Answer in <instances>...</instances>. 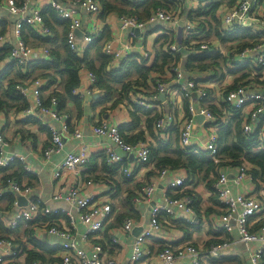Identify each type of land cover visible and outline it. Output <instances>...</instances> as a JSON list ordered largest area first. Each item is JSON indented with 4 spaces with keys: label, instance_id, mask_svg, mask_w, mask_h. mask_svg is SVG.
Instances as JSON below:
<instances>
[{
    "label": "built area",
    "instance_id": "built-area-1",
    "mask_svg": "<svg viewBox=\"0 0 264 264\" xmlns=\"http://www.w3.org/2000/svg\"><path fill=\"white\" fill-rule=\"evenodd\" d=\"M126 1L136 6L137 3L143 0ZM189 1H191L189 4L191 10L188 8L186 17L182 19V8ZM213 1L219 3L218 13L220 15L218 26L220 40L216 46L212 44V41L204 38L211 31V26L205 16L198 14L200 9L205 8ZM44 5H51L62 19L68 21L67 44L73 52L80 56L83 55L89 45L100 39L104 30L105 23H102V25H85L83 23V13L80 10L86 11L89 16L100 15L102 5L98 0H50L46 4H42L40 0H0V21L3 19L2 10L8 11L15 18L11 29L0 36V43L1 46L6 42L10 43L11 49L8 59L16 62L23 69H26L31 62L50 59V47L31 46L23 37L26 25L33 26L35 31L45 38L51 37L52 34L44 23L42 13ZM118 20L121 29L129 27L146 28L155 22H163L160 28L152 33L155 37L154 43H156L155 40L159 36L164 34L176 39L178 37V27L181 25L182 41L169 42L163 45L164 50L174 55L180 53L181 48L187 49V47L196 45H198V49H196L198 53L210 47L215 48V52L223 54L222 40L229 42L230 45H235V42L231 40V35L238 30H248L252 34H258L260 41L255 44L253 42L251 43L253 45L240 50L232 49L223 55L232 69H239L243 65H248V68L255 71V75L258 76V74L264 73V0H165L164 5L154 9L146 20L140 19L133 13L120 14ZM79 32L81 33L80 37ZM132 46L131 41H122L120 45L116 46L114 41L109 40L104 42L103 48L107 55L113 57L114 65L118 66L131 54ZM234 53H237V55ZM141 54L144 57L150 56L146 50H141ZM8 62L6 61V63ZM2 69L3 66L0 67V71ZM84 70L87 71V79L81 76ZM214 72L210 71L206 74L211 76ZM176 74L178 81H180L183 77L182 71L177 69ZM97 81V75L93 71L83 68L80 71V84L74 89V93L81 97H94V100H97L101 96ZM244 81L233 89H229L228 86L223 87L221 89L223 99L228 104V113L230 112L232 117L240 115L243 119L244 133H255L258 135L260 142L264 143V89L258 86L259 83L252 82L248 84ZM41 86L42 80L40 79L17 85L20 93L27 97L29 101L28 108L22 114L23 119H41L46 116L57 119L60 117V112L54 107L58 104V98L53 96L51 98L52 104L46 105L41 97ZM179 87L183 96L191 100L189 105L190 115L185 117L181 123H177L173 112L166 117L161 115L156 120V126L158 129L166 131V135L170 129L178 127L179 145L182 150L188 153L204 150L215 158L219 150L220 119L218 118L220 116L215 114L208 106L204 104L197 105L193 101L194 98L200 100V102L208 100L214 92L212 93L207 86L203 85L194 76L180 83ZM155 88L158 93L170 91L164 81H158ZM140 103L148 107L145 101ZM198 115L205 116L206 125L202 130V134H198L193 126ZM221 122L226 123L225 120H221ZM47 126L50 139L49 144L44 148L46 157H51L52 154L61 152L64 149L65 135H73V138L76 139H82L83 137L81 129L76 127L72 130L66 119L60 127L53 125L51 122H47ZM3 128L0 123V172L8 170L16 162L24 163L25 170H31V167L26 163L25 155L9 151L10 140L5 136ZM92 131L95 136L109 139L118 147L119 150H114L109 145L105 147V153L108 162L112 165H119V169L125 177L134 179L137 176L133 165L122 163L125 156L126 158L134 156L140 165L150 162L151 144L149 141L127 142L121 134L120 126L109 123L107 120H101L93 127ZM76 148V150L65 152L58 170L54 172L56 178L74 174L78 179L76 182L62 186L54 195V199H64L70 205L69 209L50 207L41 203L32 195V185L8 176L5 187L16 195L14 205L18 207L17 211L8 219V226L10 229H15L20 221H25L33 224L34 236L37 239L42 238L44 233L61 236L63 242L61 243L62 253L60 256L61 263L59 264H119L114 256L106 252L103 244L94 240L104 228L105 223L111 218L113 207L109 200L96 202V193L87 190L88 186L97 183L92 178L82 179L83 174L87 171L93 152L85 143L78 145ZM248 165V161H243L240 164L236 182L240 183L242 179L249 177L259 184L260 179H256L254 173L250 172ZM172 170L166 166L157 171L155 179L142 187L140 196L136 198V201L142 200L143 197L146 201H149L159 184V180L165 178ZM186 178V171L182 175L173 178L170 186L174 194L178 195H168L165 205H155L151 208L150 226L138 235L134 244L131 257L133 264L140 261L146 253L147 240L164 237L161 234L166 229V225H163L161 221L162 216L176 213L178 215H190L195 212L193 197L180 194L184 190ZM215 189L220 203L227 212L225 217L227 222L224 226L227 230H231L230 220L235 218L240 240L250 248L251 264H263L264 225L256 229H253V226L258 216H264V200L255 193L234 195L229 187L228 176L225 173H220L215 183ZM19 196L27 198L26 205L19 204ZM239 207H241V210ZM55 216L56 218H54ZM62 216L67 217L69 227H64L60 223ZM44 217L48 219L45 220ZM78 223L85 226V232L80 235L79 239L73 232L76 230ZM135 224L136 221L133 217H126L121 229L126 233H130ZM78 240L88 246L79 244ZM118 242L119 239L113 236L112 245H116ZM229 246L230 243L228 242L216 243L209 249L208 256L218 257ZM23 253V247L19 243L13 242L12 238H0V264H8L13 258ZM185 258H189V264H203L204 262L199 250L191 242L182 247H175L167 241L157 253L159 264H178L179 260ZM32 264L44 263L41 260H35Z\"/></svg>",
    "mask_w": 264,
    "mask_h": 264
},
{
    "label": "crops",
    "instance_id": "crops-1",
    "mask_svg": "<svg viewBox=\"0 0 264 264\" xmlns=\"http://www.w3.org/2000/svg\"><path fill=\"white\" fill-rule=\"evenodd\" d=\"M49 1L50 0H40L42 4H46ZM98 1L101 3L100 0ZM190 3L191 1L187 2L186 6L182 8V19L186 17L188 8L191 10ZM114 4L122 10H124V8L130 10V5L124 2V0L114 1ZM80 10L83 13V23L85 25H102V23H105L102 33L103 36L99 42L103 51L105 41H114L116 46L120 45L122 41H131L133 44L131 49L133 53L138 52L141 54V50H146L150 54L149 57L152 58L156 45H161V42L154 43L155 37L151 33H155L163 22H155L141 31H136L133 27L121 29L118 20L120 12L117 13L118 11L105 15L101 12L98 16H89L86 11ZM216 12L220 22L218 7ZM1 14L3 15L2 20H6L8 24L7 30L11 29L15 18L6 10H2ZM180 26L181 25L178 27V37L174 39V41L177 42L182 41V28ZM57 28L60 34L62 28ZM212 35H214L213 38H211L214 39L212 44L216 46L220 40V36L216 33ZM80 36L81 33L79 32V37ZM55 38V42L51 43L42 41L31 34H27V40L31 46H47L60 49V40L58 37ZM223 43L224 42L221 44ZM227 43L230 45L229 42ZM235 45H230L231 47L227 50L231 51V48H234ZM197 47L198 45L185 49L189 51L190 54H196L198 53L196 52ZM207 51H212V49ZM228 51L225 52L223 48L222 53L225 55ZM92 53H95L94 50ZM133 53L129 54V56ZM179 54H181L182 57L179 58L176 66L172 69L164 68L163 73L159 77L157 76V72L152 70L150 72L152 78L145 81L134 73L129 79L138 81V84H133L126 92L125 97L122 98L123 100L115 107L112 106V101L98 104L96 100H94V97L79 96L82 102L81 111L77 109L72 100H68L65 109L62 110L58 99V104L54 106L60 112V117L57 119H52L48 116L41 119H23L22 114L24 110H17L16 107H9L8 111L5 112L0 109V123L4 127L3 132L5 136L10 140L9 151L25 155L26 163L31 167V170L27 171L24 170V163L16 162L8 170L0 172V194L3 191L0 195V238H12L13 242L19 243L24 249L23 254L13 258L8 264H28L26 257L29 252H38L43 255L44 259L41 261L44 264H59L61 263V243L63 239L57 234L49 233H44L42 238L37 239L33 236L32 224L25 221H20L17 228L10 229L8 226V219L17 211L18 207L14 205L16 195L9 188L5 187V176L14 173V178H17L20 182L32 185V195L38 201L50 207L68 210L70 205L67 204L64 199H54V195L62 186L71 182H76L78 179L74 174L56 178L54 177V172L58 170L60 162L65 156V152L76 150L78 145L84 143L92 150L93 154L87 171L83 174V177H81L84 180L92 178L97 182L87 187L88 191L96 193V202L109 200L113 207L111 218L105 223L104 228L98 233L94 240L103 244L106 252L114 256L119 264H133L131 262V257L134 244L138 235L150 226L151 208L155 205L166 204L168 195L174 194L170 186L173 178L182 175L185 171L180 168L173 169L165 178L159 180V184L149 201H146L145 197L140 201H136V198L140 196L142 187L155 179L159 166L155 161L140 165L134 156H128L127 158L125 156L122 163L133 165L137 173L136 178L132 180L125 177L119 169V165H112L108 162L105 153V147L109 145L112 146L114 150H119L118 147L109 139L95 136L92 131L93 127L101 120H107L109 123L119 126L123 123H131L133 118L131 113L135 111V104L147 110L155 109L164 117L173 112L177 123H181L185 117L190 115L189 105L191 100L183 96L180 92L179 84L192 76L197 78L203 85L207 86L212 93L214 92L208 100L200 102V100L194 98V103L208 106L215 114L220 116L218 119L226 121V125L231 121L232 116L230 112L228 113V105L224 103L225 100L223 99V92L221 90L223 87L234 85L238 77L244 76V73H249L244 80L255 79L256 83H259L258 86L264 89V73L258 74L257 76L252 68H248V65L241 66L239 72L233 73L231 72L232 68L227 64L223 54L221 57H218L220 68L211 76L206 74L210 72V70H193L187 72L184 68V63L190 54ZM219 54H221V52ZM234 54L237 55V53ZM177 69L183 73V77L180 81L177 79ZM86 72L87 71L84 70L81 73L84 79H87ZM154 78L155 81L166 82L170 91L158 93L155 88L156 84H154ZM37 79L42 80L40 92L43 102L46 105H51L53 93L63 88L61 80L60 83L58 81L51 85H49L48 78L41 77L29 78L26 82L31 83ZM244 80L239 81L238 85ZM122 92L125 93V91ZM161 94H164L165 98H161ZM186 99L189 100L188 108L185 106ZM141 101H145L148 107L142 105L140 103ZM156 111H153V113H156ZM137 115L140 116L141 122L131 130L126 128V134H130V136L138 135L140 136L138 140L149 141L151 146L154 147H163L164 150L161 152V156H173V152L175 149H178L179 146L178 127L170 129L166 135V131L158 129L155 122L154 125H152L153 134L148 128L147 118L149 116L143 112V109L137 111ZM198 116L195 118L193 126L198 134H202V130L206 125L205 116L200 119H198ZM65 119L72 130L76 127L81 129L83 134L82 139L73 138V135H65L64 149L61 152L52 154L51 157H46L44 148L49 144L50 139L47 122H51L53 125L60 127ZM168 144L169 146L165 147ZM17 163L18 165H16ZM239 166L240 165L232 163L221 165L218 168L216 181L220 173H225L228 176L229 187L234 195H238L239 193H255L264 200V180L260 179V183L258 184L249 177H245L240 183L236 182L237 176L239 175ZM248 166L250 167V172L254 173L253 168L257 167L251 163H249ZM19 167H22V169L24 167L22 170L23 173L20 172ZM216 181H214L213 184L214 192L208 186V183L202 179L193 186L200 197L195 205L194 213L190 215H178L177 213L167 214L161 217L163 225H166V229L163 230L161 234L164 237L150 238L147 240L146 253L142 259L135 264H159L157 253L167 241L171 242L175 247H182L189 242L193 243L204 260L203 264H251L250 248L240 240L236 219L233 218L230 220L231 230H227L224 226L225 222H227L225 218L227 212L218 199V194L215 189ZM131 194H133V196L129 197ZM20 197L24 196L18 197L19 204ZM24 198L27 204L28 200L26 197ZM239 209L241 210V207H239ZM126 217H133L136 221L135 227L130 233H126L121 229L122 223ZM60 221L64 227L70 226L67 217L62 216ZM73 232L79 239L80 235L85 232V226L78 223L76 230ZM113 236L119 239L116 245H112ZM36 240L41 244L40 246L37 245ZM220 242H228L230 246L222 252L220 256L209 257V249L214 244ZM78 243L88 246L80 240H78ZM178 264H189V258L179 260Z\"/></svg>",
    "mask_w": 264,
    "mask_h": 264
},
{
    "label": "trees",
    "instance_id": "trees-1",
    "mask_svg": "<svg viewBox=\"0 0 264 264\" xmlns=\"http://www.w3.org/2000/svg\"><path fill=\"white\" fill-rule=\"evenodd\" d=\"M114 1L100 0L103 15L118 11L117 13L120 12L119 14L133 13L140 19L146 20L149 18L154 9L164 5L165 0H143L137 3L136 6H133L128 1L124 0V2L130 5V10L125 8L124 10L120 9L116 4H114ZM218 5V2L213 1L211 4L198 11L199 15L206 17V20L209 21L211 26V31H209L206 36H210L214 33L220 36L218 30L220 22L216 12ZM42 13L44 16L45 26L50 30L52 38L43 37L35 31L33 26L29 25H26V29L23 31V37L27 43V34H31L42 41L51 43L55 42V37H58L60 40V49L50 47L49 60L31 62L27 65L26 69H23L22 66L8 59L11 49L10 43L6 42L3 46H1L0 43V67L3 66V69L0 71V109L5 112L8 111L9 107H16L17 110H25L28 108L29 101L27 97H24L20 93L17 85L26 82L29 78L32 79L36 77L48 78L49 85L57 83L58 81L60 83L61 80L63 86L62 90L55 91L53 93V96H56L60 101V108L62 110L65 109L67 101L72 100L77 109L81 111L82 102L80 97L74 93V89L80 84V71L83 68L89 69L97 75V85L101 90V96L96 100V102L99 104L112 101V106L115 107L123 100L122 98L125 97L126 92L133 86V84H138V81L129 79L134 73L143 78L145 81L152 78L150 74L152 70L157 72V76L159 77L163 73L164 68L172 69L176 66L179 58L182 57L179 53L174 55L163 49L164 44L174 42V38L171 36L169 37L168 35H161L155 40L156 43L161 42V45H156L152 58L144 57L138 52H131L133 54L128 56V58L122 61L118 66L114 65L113 57L107 55L102 50L99 43L103 35H101L98 41L89 45L83 55L80 56L73 52L67 44L66 33L68 30V21L62 19L51 5H44L42 7ZM7 27L8 24L6 20L0 21V36L6 33ZM57 27L62 28V32L60 34ZM231 40L236 44L235 47L231 49L236 50H240L246 46L255 44L257 41H260L258 34H252L248 30H238L236 33L231 35ZM93 50L95 52L94 54L92 53ZM218 57V52H210L206 50L201 53L190 54L185 60L184 68L187 72H191L193 70H210L214 72L220 68V61L218 60ZM6 61L9 62L6 63ZM240 70L241 68H236L232 69L231 72L237 73ZM247 75H249V73H244V76L238 77L235 84L230 86L229 89L235 88L239 81L244 80ZM157 82L158 81H155L154 78V84ZM244 82L251 84L252 82H256V80L248 79ZM122 91H125V93ZM188 103L189 100L186 99L185 106H187V108ZM224 103L227 104L226 101ZM140 109H143V112L149 116L147 118L148 128L150 132L154 134L152 125H154L156 120L161 116L160 113L155 109L147 110L144 107L135 104V111H132L131 113L133 116L131 123H123L120 125L121 134L127 142H135L140 139V136L138 135L130 136V134H126V128L131 130L134 126L141 122L140 116L137 115V111H140ZM153 111H156V113H153ZM219 123V150L215 158L210 156L208 152L204 150L188 153L182 150L180 145L178 146V149H175L173 152V156H161V152L164 148L151 146L150 161L156 162L159 166L158 171L162 170L166 166L171 169L180 168L186 171L187 178L184 190L180 194L192 196L194 200V207L200 197L193 186L202 179L208 183V186L214 192L213 184L218 175V168L221 165L223 166V164L232 163L240 165L243 161H248L257 167L253 168L256 179L264 180V143L260 142L258 135L255 133H244L242 126L243 119L240 115L233 116L227 125L223 124L221 120H219ZM167 146H169V144L165 147ZM16 165H18V163ZM19 168L20 172L23 173L22 170L24 167L23 169L22 167ZM13 175L14 173L9 176L13 177ZM7 177L8 176L6 175L4 181H6ZM129 179L132 180L133 178ZM132 196L133 194L129 197ZM44 218L45 220L48 219L46 217ZM54 218H56V216ZM262 225H264V216H258L253 229ZM32 227H34L33 224ZM33 230L34 228H32L34 236ZM37 245L40 246L41 244L37 242ZM27 257L26 261L28 264H32L35 260L44 259V256L38 252H29ZM262 262L264 264V253L262 256Z\"/></svg>",
    "mask_w": 264,
    "mask_h": 264
},
{
    "label": "water",
    "instance_id": "water-1",
    "mask_svg": "<svg viewBox=\"0 0 264 264\" xmlns=\"http://www.w3.org/2000/svg\"><path fill=\"white\" fill-rule=\"evenodd\" d=\"M134 29H136V31H141V30H143L145 28H134ZM180 53H182L183 55H189L190 54V52L187 51L185 48H181L180 49ZM161 98H165V95L161 94ZM200 118H204V116L203 115H199L198 119H200ZM25 201H26V199L24 197H20V205L26 204Z\"/></svg>",
    "mask_w": 264,
    "mask_h": 264
},
{
    "label": "rangeland",
    "instance_id": "rangeland-1",
    "mask_svg": "<svg viewBox=\"0 0 264 264\" xmlns=\"http://www.w3.org/2000/svg\"><path fill=\"white\" fill-rule=\"evenodd\" d=\"M213 36L214 35H210V36H204V38H206L207 40H210V41H213L214 39H211V38H213ZM222 42H224L223 44H221V46L224 48V51L225 52H227L228 50L227 49H229L231 46L227 43V41H225V40H222ZM198 49V48H197ZM209 49H212V52H215L216 50H215V48H207V49H205L206 51L207 50H209ZM220 52V51H219ZM221 55L222 54H219V57H221ZM222 58H223V56H222Z\"/></svg>",
    "mask_w": 264,
    "mask_h": 264
}]
</instances>
